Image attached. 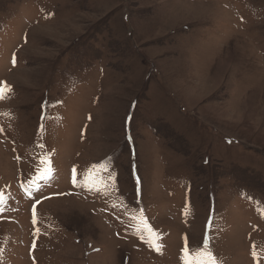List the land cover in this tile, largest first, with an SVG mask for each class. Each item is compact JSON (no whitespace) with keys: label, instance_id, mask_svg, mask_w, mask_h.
I'll use <instances>...</instances> for the list:
<instances>
[{"label":"rangeland","instance_id":"rangeland-1","mask_svg":"<svg viewBox=\"0 0 264 264\" xmlns=\"http://www.w3.org/2000/svg\"><path fill=\"white\" fill-rule=\"evenodd\" d=\"M0 82V264H264V0H0Z\"/></svg>","mask_w":264,"mask_h":264},{"label":"snow or ice","instance_id":"snow-or-ice-1","mask_svg":"<svg viewBox=\"0 0 264 264\" xmlns=\"http://www.w3.org/2000/svg\"><path fill=\"white\" fill-rule=\"evenodd\" d=\"M11 91L12 89L10 86H8L4 82H0V100L6 99L8 94L11 93ZM45 163L47 162L42 159L41 164H45ZM94 167H102V166H94ZM73 171L75 172V169ZM50 174H51V167L49 165L48 167L44 168L43 171H40L38 169L37 175L33 178L32 181H29V182L36 183L39 180H44ZM89 176H91V173H89ZM87 179L88 178H86V180ZM100 183H102V181ZM86 186L92 187L95 185L86 183ZM37 187H38V184H37ZM34 209H35V206H34ZM261 214L264 215V210H262ZM33 222L35 223V215H34ZM145 228H146V225H145ZM146 230L149 233V235L153 237V239L148 240L149 246L154 248L156 251H159L162 245L156 242L155 234L152 233L151 229L146 228ZM182 251H183L182 259H183L184 264H217L216 258L212 255L211 251L208 248L207 240H205L204 246L202 248L191 250V252L189 251L188 248H185ZM253 255H255V253H253Z\"/></svg>","mask_w":264,"mask_h":264},{"label":"trees","instance_id":"trees-1","mask_svg":"<svg viewBox=\"0 0 264 264\" xmlns=\"http://www.w3.org/2000/svg\"><path fill=\"white\" fill-rule=\"evenodd\" d=\"M47 99H49V98H46L45 101H46ZM42 109H43V108H42ZM43 114H45V113L41 110L40 119H43V118H44V115H43Z\"/></svg>","mask_w":264,"mask_h":264},{"label":"bare ground","instance_id":"bare-ground-1","mask_svg":"<svg viewBox=\"0 0 264 264\" xmlns=\"http://www.w3.org/2000/svg\"><path fill=\"white\" fill-rule=\"evenodd\" d=\"M74 197V196H73ZM69 198H71L70 196H69ZM75 198V197H74ZM76 198H77V196H76ZM79 198V197H78ZM81 199V198H80ZM76 203V202H75ZM78 204V203H77ZM84 206V205H83ZM79 207V206H78ZM80 210L82 209V208H79ZM0 224H2V223H0ZM113 234V233H112Z\"/></svg>","mask_w":264,"mask_h":264}]
</instances>
